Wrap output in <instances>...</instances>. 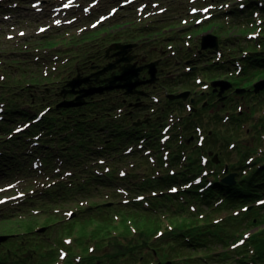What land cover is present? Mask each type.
<instances>
[{"label":"trees","instance_id":"obj_1","mask_svg":"<svg viewBox=\"0 0 264 264\" xmlns=\"http://www.w3.org/2000/svg\"><path fill=\"white\" fill-rule=\"evenodd\" d=\"M256 11L264 18V0H247L243 7L217 12L199 25L184 27L183 31L186 33L201 25L216 28L214 33L219 38L218 47L203 52H199V46L183 47L181 42L186 37H179L182 33L175 32L174 35L165 37L163 31L175 29L173 25L176 23L167 18H159L155 20L156 23L144 26L137 25L138 21L133 20L124 21V24L116 21V24L106 27H122L118 32L119 41L131 43L141 40L144 46H152L147 53L155 57L143 55V62L139 64L159 59L158 76L154 82L139 86L142 93L126 94L124 89H114L102 94L95 93L87 97L84 105L76 106L60 105L65 98L56 103H52L50 98L44 102L46 98L40 93L34 96V89H31L40 77L35 75L31 80L24 70L22 74L29 79V85L19 90H0V142L7 143L14 138L11 135L14 121L29 122V126L25 128V139L34 140L37 146L35 148L38 149L34 152L41 153L39 160L44 166V170L40 168L36 171L46 172L47 166H54L55 172L52 174L55 178L60 173L69 177L64 186L56 184L55 190L45 191L49 195H62L59 198L53 197L49 204H61V200L69 198L89 199L92 197L91 191L98 185L110 189L115 196L124 194L127 197L123 203H116L112 207L91 201L88 206L79 207L81 214L70 223L66 222L67 226L60 228L66 235L77 238V243L79 240L86 241V244H93L91 249L97 248L103 252L100 256L89 253L85 257L84 254L78 261L69 259L67 264H264V227L260 228L264 224V201L260 202L264 199V149L258 160L247 158V162H234L236 166L233 170H241L234 173V182L225 181L224 178L232 172L228 171L227 163L219 161L222 157L212 152V147L217 142L216 133L207 131L204 135L206 140L198 147L195 127L200 129L199 121L192 116L186 117L189 114L199 116L202 109L214 104L210 98H218V90L214 91L211 84L207 90H198L196 105L199 101L202 102L197 108L194 101V110L191 109L187 115L184 114L190 104L187 105L184 99L169 97L170 93L177 91L174 87L181 91L193 89V85L197 83L191 82V79L198 73L203 74V82L207 83L224 79L231 86L218 98L225 108L218 111L217 119L226 117L227 120L236 121V124L233 123L235 129H239L240 122L246 121V118L261 121L263 128L260 131L257 129L256 139H264V89L255 91V83L264 78V30L257 40L247 41L244 37L233 39L226 35V31L230 32L232 27L240 30L242 36L254 28L248 23L243 26L234 23L228 27L226 23H222L224 15L252 17ZM125 24L132 26L125 28ZM104 28L102 29L107 31ZM93 31H88L81 40L92 41L90 46L100 47L102 51L85 61L83 67L88 73L102 66V59L106 57V42L111 36L108 31L102 37V32ZM152 40L154 44H150ZM158 40L160 53H157V46H153ZM232 40L237 42H231ZM144 46L142 48H146ZM20 54L24 55V52L3 53L2 57L12 60V63L27 62L18 57ZM144 58L149 60L145 61ZM173 60L184 63L191 61L188 66L190 69L181 71L170 79L166 73L174 69L170 65ZM12 63H8L7 68L13 67ZM120 65L117 63L116 67L101 74L99 80L111 73H118ZM192 66L196 68L193 69ZM8 72L14 73L10 70ZM140 74L147 77V68L141 70ZM208 79L211 81H207ZM12 80L16 81L13 76ZM20 80L21 78L17 79V82ZM5 82L0 87L4 88ZM11 84L9 81L7 86L10 87ZM64 86L65 83L63 88ZM241 88H246L247 93L254 96L252 103L248 105L249 109L240 108L235 114L228 113L226 105L232 100H235L236 107L240 104L239 99L243 95L237 90ZM60 93H63L62 89ZM73 95L67 93L66 97L72 98ZM207 95H210L209 98ZM193 97L192 95L191 98ZM143 98H147L148 103L142 104L140 101ZM147 109L155 117H163L162 120L153 121L150 117H142V112ZM168 116L172 117L173 122L165 121ZM217 119L211 117L209 121ZM137 121H140L139 124H136ZM191 128H194V133L188 134L187 130ZM5 136L11 138L6 140ZM190 140L193 142L191 146L188 142ZM228 140L227 143L235 141L233 143L236 146L233 144L232 147L238 148V141L232 137ZM200 150L201 154H198ZM5 152V157L10 158L11 152ZM5 157H0V161H4L0 167L6 172L15 164L13 158L9 160ZM202 157L206 160L203 161ZM118 165H122L125 170L120 171L121 167H116ZM21 167L23 165L18 169H22ZM173 187H176L175 191ZM138 195L142 196L141 200L137 198ZM222 211H228L229 214L221 222H214L211 213ZM49 217L58 219L53 214ZM140 219L144 221L142 225H138ZM5 222L0 220V228L5 227ZM131 227L138 228L140 234L145 235L146 239L142 243H125L120 239L113 242L120 228L128 234L129 231L132 232ZM250 229L254 230L242 244L237 245L234 241L243 238L245 230ZM24 233L31 234V238L43 248L49 247L52 250L51 245L47 246L45 238L36 236L32 229H26ZM4 234L8 237L0 246H7L15 241L12 239L15 234L12 230ZM82 243H78L79 248H83ZM220 244L224 246L223 250H211ZM2 248L0 264H39L21 259L17 252H13V255ZM7 249L10 250L11 247L8 246ZM51 258L46 261L49 262Z\"/></svg>","mask_w":264,"mask_h":264},{"label":"rangeland","instance_id":"obj_2","mask_svg":"<svg viewBox=\"0 0 264 264\" xmlns=\"http://www.w3.org/2000/svg\"><path fill=\"white\" fill-rule=\"evenodd\" d=\"M14 1L21 5L18 7H10L11 5H18L15 4ZM33 1L36 0H0V85L4 84L3 82L6 81V86L4 88L0 87V90H19V88L25 87L30 81L28 82L29 79H26L27 76L22 74L24 70V73L30 75L31 80H33L32 78L35 77V75L40 77L38 78L39 80H36V82L34 81L35 83L31 87V89H34L33 95L36 96L40 93L46 98L44 102L50 98L52 103H56L58 100H63V98L67 99L66 96L62 95L63 93H60L61 89L62 91L64 90L63 84L65 83L64 87H66L67 80L76 76L75 74L77 70L82 75L88 73L83 70L85 61L91 55L97 56L102 51L100 47L95 46V48H92L90 46L92 41L81 40V37L88 31L94 30L93 32H102L100 37L107 35V31L111 32V36L108 37L109 40L106 42L107 50L112 43L119 42L118 32L122 27L116 29L113 27L106 28L116 24V21H119L122 24L124 21L131 22L136 20L139 23L137 25L144 26L154 22L156 23L155 20L159 18H167V20L170 19V21L176 22L175 25H173L175 29H166L163 31L165 32L164 36H172L175 32L182 33L180 36L177 34L179 37H186L181 42L183 43L182 46L185 48L186 46L194 48L200 46L201 35L203 32L204 34L211 33L216 35L214 30H217L216 28H213L212 25L203 24L204 26L201 25V27H197L186 33L183 31L184 27L199 25L195 23L198 17H203L204 19L207 14L231 11L236 7H240L239 0H135L128 5H121V3L126 0H98V4L90 9L89 12H86L84 8L89 7L92 0H77V7L72 8L70 11L72 13H69L68 15L62 12L55 15V11L52 9L59 6L64 0H38L40 3L35 7L32 6ZM144 5L146 7L145 10H141V7ZM205 6H208L209 10L204 12L202 9ZM6 7L10 8L5 10L6 12H2ZM112 7H116L117 10L111 12ZM160 8H163L164 11L159 12ZM192 8H197L198 12L194 14L190 13ZM40 9H42V11H40ZM103 14H107L108 17L105 20L100 21L96 27H91L90 24L92 21L94 19H99V16ZM5 15H7L8 18L5 19ZM69 19L74 20L67 23L66 20ZM184 19L186 20V23L183 22ZM55 20L58 21L57 24L54 23ZM222 23H226L227 27L232 26L234 23H239L242 26L248 23L250 27L254 28L252 31H249L242 36L240 30L237 31L232 27L230 32L226 31V35L228 34V36L233 39L244 37L247 41L257 40L260 38V35L264 30V18L261 17V15H257V13H253L252 17L247 15L241 16L240 18H236L231 14L228 16L224 15ZM41 25H46L47 30L39 32L38 28ZM131 26V24H125L124 27L131 28ZM103 27H105L104 29L107 31L103 30ZM22 32L23 34H21ZM120 42L123 41L120 40ZM159 42L160 40L156 42V45H153L157 46V53L160 50ZM231 42H237V40H232ZM131 43H134V45L129 49V53H135L133 61H137L138 64L143 62V55L155 57V55L151 56L147 53L152 46H144L145 44H143L141 40ZM151 43L154 44L153 40L150 44ZM143 46L146 48H142ZM15 51L16 53L24 52V55L20 54L18 57L27 62L12 63V60L2 57L3 53H13ZM111 52L112 51L106 54L105 59L101 58L103 63L102 66L110 61H115L116 56H113L114 52ZM163 57L166 58V55ZM144 59L145 61L149 60L147 58ZM94 60H96L95 57ZM1 63H3L2 66ZM8 63H12L11 65H13V67L8 66V68H10L8 69ZM202 63L203 62H201V64ZM170 65L174 66V69H170L166 75L170 76V79H173L172 77H174V75L186 70L187 67L191 65V62L187 64V62L184 63L181 60H173V63ZM9 70L14 73L10 74L8 72ZM235 73L237 74V72ZM12 76L16 81L12 80ZM141 77L148 78L149 75L147 77L141 75ZM198 77L203 79L202 82H197L196 79ZM20 78V82H17V79ZM9 81L12 83L10 87L7 86ZM192 81L197 83V85L194 84L193 86L195 87H193V89L187 90L189 91V96L193 95L195 99L199 93L197 91L207 90L209 85L207 82H203L205 80L201 73L195 75V78L191 79V82ZM207 81L210 82L211 80L208 79ZM174 88L177 90L175 94L183 92L177 87ZM240 93L243 96H239L240 104H237V107L235 100H232L229 105H226L228 113L235 114L240 111V108L241 110L244 108L249 109L248 105L252 103L251 100L252 97H254L253 94L247 93L246 88H243ZM112 96L115 95L112 94ZM189 96L187 99H189ZM209 96L210 95H207V98H209ZM74 97L75 94L72 98L68 99H73ZM218 98L215 96L214 98H210L214 104L208 108L202 109L199 116L198 114H189L186 117L192 116L194 120L199 121L198 126L201 131L195 125V132L198 138H196V145L198 147H200V135H206L207 131H211V134L216 133L217 142L213 145L212 152L213 154L215 152L219 154L220 157H222L219 161L222 162L223 160L224 163H227L228 165V171L231 170L232 173H235L241 169L233 170V167L236 166L234 162H247V158L258 160L262 156L261 150L264 149V139L260 137L259 133L260 139L257 140L256 133H258L257 129L260 131L263 128V123L261 121H255V119L248 120V118H246V121L240 122L239 129L233 128V123L236 124V121L227 120L226 117L223 119H217L218 111L225 108L224 103H220ZM148 101L147 98H143L140 102L145 104L148 103ZM201 102L202 101H199L196 105L195 101V107L199 108V103ZM186 103L189 105L190 101L187 100ZM185 112L184 115L191 112L189 106ZM142 115V117H150L153 121L162 120L163 118L161 116L160 118L155 117V115L151 114L148 109L142 112ZM211 117H214L217 121H209ZM165 121H169V123L173 122L171 116H168ZM25 126L26 125L21 123L20 120L14 121L12 124L13 132L11 134L14 138H11V136H5L4 139L8 140V138H11V140L9 139L10 141L7 143L4 141L0 142V152L3 153L1 156H3V158L5 157V151L11 152L10 158H5H8L9 160L13 158L12 161L14 160L15 164L13 168H10L8 171L6 170V172L0 167V220L6 221L5 227L0 228V235H4V233L10 230L15 233L14 236H12V239L15 241L9 243V245L7 244V246H0V248L3 247L2 249L9 251L13 255V252H17L20 256L19 258L29 259L34 263L39 264H67L69 259H72V261H78L81 259L82 255L85 254V257H87L90 255L89 253H92L95 256H100L103 252L97 248L91 249L93 244H86V241L79 240L78 243L83 242L81 246L83 248L86 247V249L79 248L76 241L77 238L71 235H66L63 231H60V228L67 226L66 222L71 221L74 217L81 214L79 207L88 206L91 201L94 203H100L103 206L111 205L112 207L116 203H123L127 197L124 196V194L115 196L110 189L106 187L101 188L100 185L96 187V184H94L96 188L93 189L94 191H91L92 197L89 199L87 197H80L76 200L69 198L63 201L61 200V204H49L53 197L59 198L62 195H49L50 193L45 194V191H49L47 189L55 190L57 187L56 184L64 186L69 177L60 173L59 177L55 178L54 174H52L55 172L53 171L54 166L51 168L47 166L48 170H46V172H37L35 168L31 167L35 163H38L39 167L37 169L42 168L44 170V166H42L41 162L39 163L38 160L41 153L34 152L38 150L35 148L37 146L35 145L34 140L25 139ZM193 130L194 128H191L190 130H187V133L189 134V132H192ZM246 131L250 132L247 133ZM165 133L167 134L169 132ZM193 133L194 132H192V134ZM231 137L236 140V142L238 141L237 149L235 147L236 143H233L235 141L227 143L229 141L228 139H231ZM205 140L206 138L204 137L203 141ZM188 142L190 146L193 144V142L191 143V140ZM233 144L235 145L234 147H232ZM198 154H201V150L198 151ZM193 155H195V152H193ZM243 155H246L247 157L243 158ZM3 162V160L0 161L1 166L4 164ZM21 165H23V168L21 167L22 169H18ZM116 167H119V165ZM119 170L123 171L125 168L123 169V167H121ZM74 196H77V194ZM166 208L167 207H164V209ZM50 214H53L54 217H58V219L49 217ZM211 214L214 222H217L218 220L221 222V219L227 217L229 212L222 211L220 213L216 212ZM54 221L60 222L56 223ZM143 222L144 221L140 219L138 225H142ZM263 227L264 224L260 226V228ZM41 228L44 229L42 230ZM26 229H32L36 236L45 238L47 246L48 244L51 245L52 250L49 249V247L43 248L42 245H39L40 243L35 242L31 238V234L24 233ZM131 229L133 233L129 231L128 234H126L123 228H120L118 236L113 242H117L120 239L125 243L130 241L142 243V240L146 239L144 234H140L138 228L131 227ZM253 230L254 229L245 230L243 238H247ZM157 234H160L159 231ZM243 238L240 237L234 242L236 243V241L242 240ZM4 241H6V239ZM2 243L3 242L0 244ZM8 246L11 247L10 250L7 249ZM113 249L115 250V246H113ZM223 249L224 246L220 244L217 247H212L211 250L221 251ZM48 258H51L49 262L46 261L49 260Z\"/></svg>","mask_w":264,"mask_h":264},{"label":"water","instance_id":"obj_3","mask_svg":"<svg viewBox=\"0 0 264 264\" xmlns=\"http://www.w3.org/2000/svg\"><path fill=\"white\" fill-rule=\"evenodd\" d=\"M134 43H120L115 42L111 44L107 53L111 50H116L113 56H117L115 61L107 63L105 66L100 68L99 70L93 72L92 74L83 76L78 74L71 78L66 87L63 90L64 96L67 93L75 94L73 99H67L60 103V105H81L86 102V98L95 94V93H104L105 91L113 90V89H124L126 94L133 93H142L143 91L138 89V87L144 83H152L157 79V64L159 60L152 61L150 63H146L144 65L138 66L136 61H132L135 58V55L129 53V49L132 48ZM219 45L218 37L214 34H203L201 37V49H209V48H217ZM120 63V72L113 73L108 77H105L101 80L103 84L96 85L92 84L93 75L97 78L106 73L108 70L116 67V64ZM144 68L148 69V78H142L140 76V71ZM85 85V86H83ZM214 86V91L218 90V95H222L226 89H228L231 84L226 80H215L212 82ZM260 89H264V79H261L255 83V91H259ZM243 89H238L237 91L241 92ZM189 96V91H183L178 94H170V98H183L187 99ZM193 101V100H192ZM140 121H137L136 124H139ZM234 173L227 175L224 180L227 182H234ZM44 228H42L43 230ZM7 238V235H0V243Z\"/></svg>","mask_w":264,"mask_h":264},{"label":"flooded vegetation","instance_id":"obj_4","mask_svg":"<svg viewBox=\"0 0 264 264\" xmlns=\"http://www.w3.org/2000/svg\"><path fill=\"white\" fill-rule=\"evenodd\" d=\"M112 53V52H111ZM84 70V72H87V70H85V69H83ZM95 70H91L89 73H86V74H84L83 76H86V75H88V74H91V73H93ZM77 72H78V70H77ZM81 74V73H80ZM95 81V75L93 76V78H92V82H94Z\"/></svg>","mask_w":264,"mask_h":264},{"label":"snow or ice","instance_id":"obj_5","mask_svg":"<svg viewBox=\"0 0 264 264\" xmlns=\"http://www.w3.org/2000/svg\"><path fill=\"white\" fill-rule=\"evenodd\" d=\"M173 191H175V190L173 189ZM69 215H71V214H69Z\"/></svg>","mask_w":264,"mask_h":264}]
</instances>
